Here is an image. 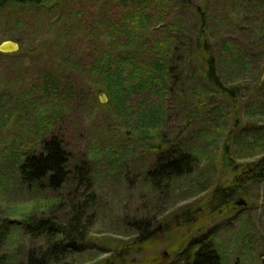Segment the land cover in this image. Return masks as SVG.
Listing matches in <instances>:
<instances>
[{
    "label": "rangeland",
    "instance_id": "1",
    "mask_svg": "<svg viewBox=\"0 0 264 264\" xmlns=\"http://www.w3.org/2000/svg\"><path fill=\"white\" fill-rule=\"evenodd\" d=\"M134 1L138 2L49 0L39 6L8 4L0 9V45L13 41L20 46L17 53H0V221L22 222L32 213L61 216L51 203L56 194L45 186L37 192L28 189L17 168L21 156L31 151L41 154L44 142L57 137L65 141L74 160L86 164L95 182L97 218L84 247H103L97 259H106L109 251L138 235L129 230L131 223L154 218L158 219L152 228L154 247L133 254L137 261L152 256L154 264H186L202 242H212L222 252L223 264H262L264 183L251 178L247 182L246 176L241 179L249 194L247 209L218 216L221 208L217 205L216 216L212 205L202 209L218 188L229 189L235 177L264 159V0H254L252 6L239 5L243 0H143L139 5ZM144 8L151 13L149 28L124 32L123 27L133 23L129 11ZM202 30H207V45L216 57L221 83L240 91L238 100L231 103L205 81L206 58L199 53L189 74L184 72L167 92L163 111L157 112L166 111L167 123L161 124L151 140L143 141L138 132L145 120V103L136 97L140 94L133 98L134 110L116 118L108 107L110 97L100 91L94 95L91 82L82 77L84 69L75 68L78 60L88 61L93 51L109 49L115 55L116 45L128 42L137 44L127 49L135 59L141 45V53L147 51L149 56L154 41L171 37L188 50L199 45ZM140 33L145 38L141 42ZM224 45L246 56L251 66L231 74L234 69L226 70L229 65L224 57L230 54H223ZM53 81L72 82L78 96L48 99L43 92L46 84L42 85ZM101 94L107 96L106 104L100 102ZM93 100L100 106L93 108ZM147 102L148 106L157 104L153 96ZM220 124L226 130L219 144H211L209 158L201 161L193 175L176 182L171 201L166 189L154 197L144 180L161 155L151 147L155 134L160 136L156 142H175L177 147L190 149L205 145V133ZM253 133L258 140L255 146L250 144ZM190 211L191 219L182 224L181 218ZM198 220H202L199 232ZM38 247L40 242L22 236L20 241L7 243L0 258L7 259L6 264H26L28 254ZM82 258L63 264L80 263Z\"/></svg>",
    "mask_w": 264,
    "mask_h": 264
},
{
    "label": "trees",
    "instance_id": "2",
    "mask_svg": "<svg viewBox=\"0 0 264 264\" xmlns=\"http://www.w3.org/2000/svg\"><path fill=\"white\" fill-rule=\"evenodd\" d=\"M48 1L0 0V9L8 4L39 6ZM248 2L246 3V0H243L239 5L247 4L252 6L254 0H248ZM141 3L143 4V0H138L135 4L139 5ZM135 10L132 14L131 10L129 11L127 16H129L130 20L133 19V23L131 25L127 23L125 25L127 27H123L125 29L123 30L124 32L131 33L132 30L145 32L149 28L148 25L151 20V15L149 14L151 13H148L145 8L140 12V9ZM203 12L205 13V11ZM124 15L126 17V14ZM204 22L205 19H202V27H205ZM201 32L199 45L194 48L189 47L188 50L185 48V44H175L173 37H171L166 39L165 42L154 41V48L149 51V56L147 51L141 53V50H144L143 45H141L140 53L135 59L130 55V50L127 49L136 47L137 44L128 42L125 45H116L115 55L109 49H106V51L100 49L93 51L89 55L88 61L78 60L75 68L79 66L84 69L83 73H81L82 77L91 82L94 95L100 91L105 92L110 97L108 107L116 113V118L117 116L125 117V115L130 114L135 106L133 98L140 94L139 97H136L142 103H145V107L142 108V117L145 120L140 123L141 128L139 127L138 132L143 141L151 140V135L161 130V124L163 123L164 126L167 123L165 118L166 111L157 113L160 110L163 111L162 106L164 107L167 101V92L169 93L178 84L179 80H182L184 72L189 74V67L199 53L204 54L206 58V68L203 72L205 81L218 92H216L217 94L227 98L231 103L234 104L236 99L238 100L240 91L237 92L236 89L227 88L221 83L216 57L210 51L211 46L207 45V30H202ZM129 33L126 35L127 38L131 37ZM141 36L143 37L144 34L142 33ZM143 40H145L144 37L138 41L141 42ZM229 50L228 45H224L222 52L224 55L230 54V56H225L224 58L229 65L226 70L231 67L234 69L231 74L246 70L248 65L251 66L246 56ZM220 55L222 56V54ZM144 59L147 60V63L144 62ZM45 84L44 90L46 91L43 92L48 99L58 100V98L62 99L61 97L75 98L78 96L76 87L72 82L58 84L53 81L44 83L42 86H45ZM152 96L157 104L154 105L153 103L148 106L147 101ZM93 103V108H95L94 106H100L98 100H93ZM138 121L136 119V122ZM147 123L149 125L145 126ZM234 123L233 127L236 126V120H234ZM225 130L226 126L220 124L218 128H213L211 133H205L207 136L205 145L191 146L190 149L177 147L175 142L164 144L156 142L160 138L159 134L156 133L151 147L155 151L161 152V155L156 159L157 162L154 167L146 174V181L144 180V182L148 187V191L152 195L154 194L155 197L156 193L161 195L160 192L166 189L170 202L172 196L175 195L174 187L176 182L196 172V168L201 161L209 158L207 155L211 151V144H219ZM257 142V134L253 133L250 144L255 146ZM263 164L264 159L260 164V172L253 177L256 182H261L264 178ZM17 168L21 182L26 184L28 189L37 192L45 186L48 191L56 194L51 203L60 212L61 216L47 217L46 213L39 216L32 213L22 222H16L15 220L9 223L0 221V251L7 243H15L20 241L22 236H25L40 242V247L28 254L26 264H63L78 256L83 257V261L76 264L155 263V259L152 256L138 261L132 256L148 250L149 247H154L155 238L152 228L155 225L154 222L158 220L154 218L151 221L150 219L152 218L142 223H131L129 230L132 233H138V235L129 244H123L121 247L109 251L107 253L108 257L104 260H99L96 257L101 252L98 251L99 248L103 247H84V245L89 243L87 232L90 231V226L96 222L97 217L94 214V206L99 203V198L95 182L91 178L86 164H80L70 156L66 151L65 141L55 137L44 142L41 154L37 155L31 151V153L21 156L17 163ZM40 183H42L41 186L39 185ZM229 191L230 189L218 188L212 198L226 196ZM213 216H216V212ZM201 222L202 220H198L197 223L199 224L195 225L198 232L201 228L198 225ZM88 251L89 253L93 251L95 253L89 257L86 254ZM224 260L222 252L214 243L202 242L193 253L191 260L186 264H223ZM6 262L7 259L0 258V264H6ZM73 264L75 263L73 262ZM262 264H264V258Z\"/></svg>",
    "mask_w": 264,
    "mask_h": 264
},
{
    "label": "flooded vegetation",
    "instance_id": "3",
    "mask_svg": "<svg viewBox=\"0 0 264 264\" xmlns=\"http://www.w3.org/2000/svg\"><path fill=\"white\" fill-rule=\"evenodd\" d=\"M260 168H261L260 164L256 165L255 167H251L249 169L247 168V170H245L242 173V175L235 177V182L234 184L231 185V187L229 188L230 191L226 193L227 195L225 197L224 196H220V198L213 197L212 200H210L211 203H208V205L204 209H202V211H204L205 209H211V207L213 206L214 208L212 211V215H213V213L216 211V207L219 206L221 210L219 209V211H216L218 216V215H223V213H231L237 211L240 208L247 209L249 207V203L246 199H248L249 194L246 193L242 188L243 185L241 183V179L245 178L246 176L247 182H250L249 178H251L252 179L251 181H253V177L260 172ZM261 183H264V178L263 180H261ZM190 214L191 211L188 212L185 216H183L180 222L182 224L187 223L188 219L189 218L191 219ZM195 220L196 219H192V221Z\"/></svg>",
    "mask_w": 264,
    "mask_h": 264
},
{
    "label": "water",
    "instance_id": "4",
    "mask_svg": "<svg viewBox=\"0 0 264 264\" xmlns=\"http://www.w3.org/2000/svg\"><path fill=\"white\" fill-rule=\"evenodd\" d=\"M20 51V46L18 43L13 41H5L0 45V53L2 54H14ZM264 77V75H263ZM108 98L105 94L100 95V102L106 104Z\"/></svg>",
    "mask_w": 264,
    "mask_h": 264
}]
</instances>
